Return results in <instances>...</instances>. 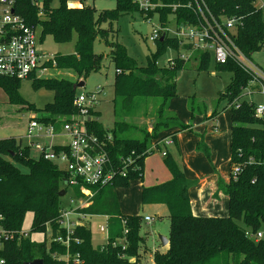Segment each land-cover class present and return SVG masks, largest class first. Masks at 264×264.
<instances>
[{"label": "trees", "instance_id": "1", "mask_svg": "<svg viewBox=\"0 0 264 264\" xmlns=\"http://www.w3.org/2000/svg\"><path fill=\"white\" fill-rule=\"evenodd\" d=\"M114 9L98 12L94 7L83 5L82 8H72L67 0H61L59 7L52 6V0H16L14 13L20 16L30 27L41 26L40 41L49 34H55L57 40L64 37L62 29L70 32L75 29L78 33L71 54H56L45 62L44 66L55 69L70 70L76 79L65 77L38 78L31 75L35 89L45 88L55 93L52 102L42 109L44 115L37 116L39 122L53 125L57 130L80 114V108L75 104L78 97L77 84L85 81L94 73L101 71L104 54L94 51V42L100 37L106 47L110 48L108 57L115 67L114 94L115 113L117 99H120L122 111L133 108L137 96H153L162 98L154 124L153 132H143L139 137L121 136L117 129L125 130L128 122L119 118L113 129H106L99 120L100 111L91 108L85 124L89 132L106 140L112 134V142H108L106 150L118 169L123 165L122 158L131 157L134 162L125 170V174H117L107 185L97 188L91 198V203L79 209L87 215H107L109 226V243L105 248L93 246L91 229L87 223L74 228L70 236L69 250L63 243L44 238L43 242L33 241L29 234L19 235L27 213H32V232L50 230L51 239L61 236L66 238V230L60 226L62 189L71 188L76 198L83 197L79 185H66L67 172L58 164L43 156L33 158L30 155L31 146H24L16 138L0 139V225L7 231L13 232L14 237L7 240L0 250V257L6 264H27L35 259H43L44 264H66L63 256L69 251L77 256L78 262L70 259L69 264H144L140 250L143 237L140 229L143 223L141 215L123 214L116 188L128 187L133 180L144 177V160L154 153L152 147L159 150L163 145L159 142L171 137L176 141V133L191 129L190 123L181 122L178 116L169 110L170 101L178 95L177 73L185 68L190 60L178 54L167 65L159 66L156 57L165 48L173 47L196 52L198 69L206 67L211 52L193 48L191 44L182 43L176 37L164 36L156 41L157 49L148 56L144 66L137 64L128 55L125 47L116 39L118 28L115 23L125 13L140 12L133 0H115ZM164 3H185L188 0H152ZM211 11L218 17H237L240 23L237 27L235 43L248 58L254 52L264 48V11L257 8L254 0H206ZM161 16L166 22L172 13L178 20H195L194 13L179 6L158 9L149 12ZM143 14V13H142ZM42 17L56 18L53 24L43 23ZM106 25V27H104ZM219 71H231L232 79L219 99H225L232 111L231 136V173L228 179L218 176V197L222 192L229 200V214L225 217L197 216L192 212L188 194L192 182L185 176L175 159L166 152L164 161L171 173V180L158 186L144 188L141 192L143 205L162 203L168 208L170 231L168 249L165 252L156 251L153 254L155 264H264V238L250 237L246 232L257 234L261 232L264 223V117L257 116L253 102L241 101L240 97L252 75L246 72L235 61L225 64L217 63ZM20 79L0 77V87L8 95L10 103L27 104L29 109L36 108L24 101L19 94ZM194 106L191 111L194 112ZM219 110H214L213 114ZM165 133L160 136L161 132ZM56 151L67 149L66 145H54ZM197 150L210 157L208 146L200 140ZM8 155L11 159L5 158ZM25 166L23 172L12 161ZM122 168V167H121ZM125 219L129 233L126 235V247L114 248L112 241L122 236Z\"/></svg>", "mask_w": 264, "mask_h": 264}, {"label": "rangeland", "instance_id": "2", "mask_svg": "<svg viewBox=\"0 0 264 264\" xmlns=\"http://www.w3.org/2000/svg\"><path fill=\"white\" fill-rule=\"evenodd\" d=\"M61 0H52V6L59 7ZM67 4L72 8H82L83 5L94 7L98 12L105 9H114L116 7L115 0H67ZM56 18L48 19L42 17L43 23L53 24ZM173 20V16H170ZM160 24L158 15L154 14L150 20L144 18L140 12L125 13L121 15L115 23L118 28L116 39L121 43L129 56H131L138 65L144 66L148 63V56H151L157 49L156 42L150 40L152 29L158 27ZM106 27V25H104ZM174 28V23L170 24ZM65 38L60 37L57 40L55 34H47L43 41L38 44V49L48 56L56 54H71L74 52V43L77 40L78 33L75 29L66 32L62 29ZM38 36H41V26L37 30ZM94 51L98 54H104L103 67L101 71L90 74L84 86H77V94L85 93L91 94L97 90H101L97 94V102L95 109L100 111L99 120L103 123L106 129H113L115 121L119 118L128 122V128L125 130L117 129V133L121 136L139 137L148 131L153 132L154 124L160 108L162 98L153 96H137L133 108L129 111L122 107L117 99V109L120 110L118 114L115 113V94H114V78L115 67L111 63L108 54L110 48L106 47L105 42L98 37L94 42ZM178 54L182 57L190 59L184 69L177 73V91L178 95L171 100L169 110L174 112L180 121L185 118V115L190 114L191 106L193 105L197 110L203 109L204 105L211 104L214 108L218 105H227L225 99H219L220 92H223L226 86L232 79L231 71H219L217 69L216 59L213 52L210 54L209 61L203 69H198V61L194 58L196 52L192 50L181 49L179 52L173 47H167L159 53L156 57L157 65L165 66ZM252 63L264 72V48L254 52L251 56ZM42 78L45 77H65L69 79H76V75L70 70L55 69L53 66H47L46 70L39 73ZM33 79L27 78L20 81L19 94L28 104L33 105L36 109H29L27 104L10 103L7 94L0 88V137L1 138H16L18 141L22 140V145L29 146L31 141L28 139L27 124L31 118L44 115L42 109L47 103L54 99L55 93L45 88L35 89L32 85ZM262 88V91L260 90ZM250 81L247 88L241 94L240 100L253 102L256 107L264 106V90L262 86ZM192 112V111H191ZM190 118V117H189ZM165 131H162V136ZM53 138V139H52ZM47 141L61 142L63 138L47 137ZM42 141V139H40ZM165 148L161 149L164 150ZM161 151H158L162 155ZM30 155L33 158L40 157V152L31 145ZM7 159H11L8 155H3ZM164 159V158H163ZM21 171L26 172L28 169L11 160ZM118 187V201L121 211L126 215H141L146 216L150 213L154 215V211L147 207L142 208V202L135 187ZM70 199L77 204V198L71 188H68L65 196L62 197V205L68 207ZM32 213H27L22 224V231L29 234L30 238L37 242H43L44 238H48V231L46 237L43 232H32ZM105 224V219L102 216H92L89 218V226L91 229V242L93 246L101 245L106 241L105 232L100 230V226ZM170 220L166 213L161 217H156L155 222L147 224L142 223L140 234L143 241L140 250L143 253L144 264H155L153 262V254L156 251L165 252V247H162L160 236L168 237L170 231ZM260 231L264 238V223ZM166 237V238H167Z\"/></svg>", "mask_w": 264, "mask_h": 264}, {"label": "built area", "instance_id": "3", "mask_svg": "<svg viewBox=\"0 0 264 264\" xmlns=\"http://www.w3.org/2000/svg\"><path fill=\"white\" fill-rule=\"evenodd\" d=\"M139 10L143 13L144 18L149 19V12H155L158 9L172 8L175 10L179 6L190 9L195 20L185 19L178 20L175 14L168 16L166 22H163L161 16L158 15L159 26L152 29L150 40L156 42L163 36L176 37L180 42L191 44L193 48L201 51L213 52L216 62L225 64L229 60L235 61L246 72L250 73L252 82L264 90V72L260 67L252 63V59L246 57L235 43L237 27L240 19L237 17L228 18L226 16L218 17L209 8L206 0H188L185 3L169 4L163 1L153 2L152 0H133ZM16 0H0V77L27 79L31 75L41 73L46 70L45 62L49 59L46 54L41 53L38 49L39 36L37 29L28 26L23 19L14 13V5ZM257 8L264 11V0H254ZM173 16V20L170 19ZM174 23V28L170 24ZM264 41V39H263ZM262 91V88L260 87ZM100 89L91 94H78L75 104L80 108L78 117H74L71 121L65 123L62 132L58 133L53 125H47L39 122L37 119H31L27 127V137L31 141L30 146H34L40 152V156L51 160L58 164L67 172V185H79L80 191L84 194L79 197L77 202L79 205L74 206L75 201L70 199V205L61 211L60 226L66 230V238L57 236L53 239L52 233L48 230V243L56 241L63 243L69 250L70 236L74 233V228L81 224L82 218L85 216L79 209L89 204L91 198L96 191L92 187H103L111 182L117 174H125V170L133 164L131 157L122 158L123 165L120 169L114 164L106 145L112 142V134H108L106 140L98 138L95 134L89 132L85 122L89 118V111L95 108L97 102V94ZM257 116L264 117V106L256 107ZM55 137L64 134L68 137L66 143L67 149H54V145H44L39 137ZM163 147L173 144L171 137L164 138L159 142ZM154 152L160 151L154 145ZM162 155H166V151H161ZM92 186V187H91ZM2 217H0L1 219ZM109 216H106V222L100 226V230L107 234V243L101 248H105L109 243ZM147 224L155 221V218L147 216L143 218ZM123 233L122 236L112 241L114 248L118 246L126 247V235L129 233L127 222L122 220ZM250 237L260 239L263 237L262 232L256 235L246 232ZM19 235L26 237L28 233L19 231ZM14 237V233L5 230L0 225V250L4 243ZM65 263L69 264L70 259L78 262L77 256H71L69 251L63 256ZM0 264H6L4 258L0 257Z\"/></svg>", "mask_w": 264, "mask_h": 264}, {"label": "crops", "instance_id": "4", "mask_svg": "<svg viewBox=\"0 0 264 264\" xmlns=\"http://www.w3.org/2000/svg\"><path fill=\"white\" fill-rule=\"evenodd\" d=\"M36 29L38 30V27ZM40 52L42 53V51ZM46 56L48 55L46 54ZM48 57L49 59H52L54 55ZM33 75L40 78L39 73ZM1 89L4 91L3 88ZM4 93L6 92L4 91ZM171 103L172 102L170 101V106ZM218 104L214 108L211 107L213 105L208 104L204 105L202 107L203 109L200 108L197 110L194 108V112H191L190 110V114L188 113L185 115V118H182V120L184 119L182 122L190 123L191 129L177 132L176 141L162 150L169 153L175 159L181 170L184 172L185 176L192 182V185L188 191L191 209L195 215L202 217H225L229 214L228 197L222 192H219L218 197H215L214 194L217 190L218 176L228 179L231 173L232 111L229 107H226L227 105L221 106ZM214 110L219 111L218 113L213 114ZM28 125L29 122L27 127ZM62 131V127L57 130L58 133H61ZM39 135H41V137H39L37 140H39L44 145H62L68 140L66 135L60 134L55 137L63 138L61 142L52 141L49 143L47 139L42 136L43 134ZM40 139H42V141ZM200 140H203V142L208 146L210 150V157H207L203 152L197 150V143ZM20 142L22 144L21 139ZM163 158L164 156L158 152H154L153 154L146 157L144 160L143 179L133 180L130 182V184L134 183L132 187H135L140 199L143 187L150 188L171 180V173L167 168ZM89 204L85 205L84 208H86ZM76 205H79V202H77ZM69 206L71 205L69 204ZM143 207H147L149 210L155 212L154 215L150 213L149 215L143 216V218L151 216L156 220L157 216L161 217V215H164L165 213L166 216H168L169 214L167 206L162 203L146 204L143 205L142 208ZM92 216H102L106 222L107 215L85 214V216L82 218L81 224L87 223L89 226V218ZM105 238L106 241L102 242L101 245H98L99 247H102L107 243V234ZM168 246L169 244L166 246L162 245V247H165L164 249L166 250L168 249Z\"/></svg>", "mask_w": 264, "mask_h": 264}, {"label": "water", "instance_id": "5", "mask_svg": "<svg viewBox=\"0 0 264 264\" xmlns=\"http://www.w3.org/2000/svg\"><path fill=\"white\" fill-rule=\"evenodd\" d=\"M164 39V36L160 39L161 41ZM85 85V81H80L77 86H84ZM65 184H68V180H65ZM66 194V190L62 189L59 193V196L63 197ZM160 242L162 243L163 246H166L169 242L168 238L164 237V236H160ZM27 264H44L43 259H35L33 261L28 262Z\"/></svg>", "mask_w": 264, "mask_h": 264}]
</instances>
